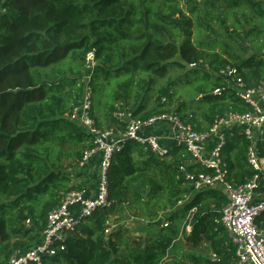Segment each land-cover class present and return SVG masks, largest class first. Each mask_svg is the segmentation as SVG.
Instances as JSON below:
<instances>
[{"label": "trees", "instance_id": "1", "mask_svg": "<svg viewBox=\"0 0 264 264\" xmlns=\"http://www.w3.org/2000/svg\"><path fill=\"white\" fill-rule=\"evenodd\" d=\"M180 1L0 0V244L16 238L11 246L0 249V263L15 250L37 244L49 211L59 205L66 192L85 189L90 183L89 175L80 171L78 164L84 151L93 147L91 135L69 118L86 85L92 88V112L95 96L100 107L105 105L102 115L95 114L100 127L118 123L113 117L118 105L104 104L103 97L118 100L121 95L117 90L107 92L106 83L123 80L118 86L130 92L135 75L165 78L171 67L189 68L185 82L194 87L197 105L191 109L185 99L177 98L173 87L182 83L179 78L161 89L157 106L139 104L132 108L134 114L148 118L173 110L184 123L207 130L217 117L246 109L225 79L217 76L207 92L208 73L197 78L193 71H218L234 65L253 85L264 79V53H254L237 63L240 57L226 49L231 59L219 55L213 49L217 43L208 40L212 35L202 39L193 36L194 23L188 13L203 15L198 30L216 34L212 24L217 21L221 0H186L187 11L177 4ZM225 1L231 8L246 4L264 19V0ZM164 4H169L168 12ZM218 21L228 32L225 20ZM245 22L237 34L247 40L256 28L250 26L248 18ZM93 50L97 63L90 81H84L82 66L63 67L65 61L84 63ZM192 63L196 66L190 67ZM147 82L153 83L154 78L139 79L138 85L143 87ZM218 88L222 89L220 94L215 93ZM163 96H168L172 109L162 102ZM247 145L243 134L226 133L221 154L230 179L236 183L254 174L246 162ZM183 150L178 145L161 156L147 144L128 140L113 154L108 169L111 205L87 217L65 240V250L46 259V264H184L175 252L179 235L172 225L158 238L140 237L131 242L122 230L107 232L111 217L126 203L150 204L158 196L157 203L169 211L179 207V200L190 197L170 215L172 222L197 208L191 232H182L187 244L184 259L193 264H235V246L222 222L228 197L215 188L195 192L178 168ZM257 222L264 229V213Z\"/></svg>", "mask_w": 264, "mask_h": 264}, {"label": "built area", "instance_id": "2", "mask_svg": "<svg viewBox=\"0 0 264 264\" xmlns=\"http://www.w3.org/2000/svg\"><path fill=\"white\" fill-rule=\"evenodd\" d=\"M96 63V51L88 52L84 61L85 82L91 80ZM195 66L196 63L190 64V67ZM216 72L228 86L236 89L237 97L247 108L217 117L207 130H197L193 124L184 123L173 110L142 118L125 105L118 106L113 112L118 123L100 127L92 112V88L86 85L82 99L69 118L91 135L93 147L84 151L78 164L79 170L89 175L90 183L85 189L66 192L59 205L49 211L47 224L37 244L15 250L7 261L0 264H46V259L65 250V240L87 217L98 208L111 205L108 169L114 153L130 139L147 144L161 156L170 151L166 150L164 135L158 129V125L164 122L173 123L172 137L185 148L178 168L195 192L219 190L221 187L227 193L228 203L222 208V222L235 246V264H264V229L257 222L264 213V156L259 149L260 142L264 140V79L250 85L234 65H226ZM221 92V88L215 90V93ZM162 102L173 108L168 96H163ZM227 132L243 133L248 142L246 162L254 174L243 183L230 179L228 164L221 154ZM96 154L99 162L93 164L91 160ZM187 199L189 197L179 200L178 205H183ZM196 210V207L190 209L186 216L187 232L192 230L191 222ZM109 223L111 225V221ZM110 230L109 227L107 232Z\"/></svg>", "mask_w": 264, "mask_h": 264}, {"label": "rangeland", "instance_id": "3", "mask_svg": "<svg viewBox=\"0 0 264 264\" xmlns=\"http://www.w3.org/2000/svg\"><path fill=\"white\" fill-rule=\"evenodd\" d=\"M199 2H202V0H197ZM186 0H182L178 2L177 4L185 11L188 10L186 8ZM218 3V1H217ZM169 4H164L165 11L168 12V8L166 7ZM202 7V6H201ZM218 11L216 10V18L217 21H213L212 25L216 28V34H214L212 31H200L197 29V26H199V22H203V15L196 12L195 14L188 13L189 16L192 18V21L194 23V29H193V36L199 37L202 39L205 35H212L211 39H208L210 42H216V47H213L215 52H217L219 55L224 57H229L228 54H226L225 50H227L228 53H231L239 56L240 59H238L237 62H240L241 59L249 57L251 55L258 54L262 55L264 53V26L263 24V16L261 13H258L257 11L252 10V8H249L246 4L241 5L240 7L231 8L227 4L225 0H221L218 3ZM201 11L203 12V9L201 8ZM198 15L200 16V20L198 19ZM222 17V18H221ZM246 18H248L251 21L252 27H255L256 30L252 33L251 36H248V39L245 40L244 37L238 36V32H242L243 24H247L245 22ZM218 19H224L225 20V26H229V31L227 32L223 25L221 24ZM250 26L247 25V29L250 30ZM262 26V29H260ZM199 40V39H198ZM245 43V44H243ZM221 44V45H219ZM220 56V57H221ZM231 59V58H230ZM74 66V69H80L82 66L83 73L85 74V66L82 62H70L65 61L63 63V67L66 68L68 66ZM189 68L182 69V68H175L171 67L168 75L165 78H160L157 76L152 75H146V73H141L135 75L133 84L130 88V92H125L120 86L122 84L123 80L118 81L117 83H106L107 92H113L117 90L121 98L118 100L108 98L106 95L103 97L105 103L107 102H115L118 106L126 105L131 106V108L135 109L137 105L143 104L146 106V108H151L157 106L159 103L157 101V97L161 91V89L167 87L170 85V81L178 80L179 78H182V83L178 84L177 87H173L177 98L179 99H185L186 103L189 108H194L197 103L195 99L198 97L196 96V93L194 91V87H189L187 83L185 82V75L187 74V71ZM194 76H197L199 78V75H207L209 76L208 82L206 83V87L204 89L207 92H211L212 87L210 84L216 79L217 72L210 70L209 72L205 69H198L197 71H193ZM149 77L154 78V82L150 83L147 82L144 84L143 87H139V79H144L145 81L149 79ZM187 77V76H186ZM202 81V80H201ZM200 81V82H201ZM149 83V85H148ZM186 83V85L184 84ZM199 83V82H198ZM182 84V85H181ZM197 84V83H196ZM146 85H148V89H146ZM196 97V98H195ZM98 98L95 96L93 98V116L96 115H102L104 112L105 105H102L100 107V102L98 103ZM106 127V126H104ZM99 155L96 154L93 159L91 160V163H98ZM80 182V181H79ZM220 191L224 192L226 195L224 189L220 187ZM148 193H145V198L148 197ZM161 196H158V199L151 200L150 204H140V203H132L127 204L126 206L117 212L115 215L111 217V225H110V232L112 230H122L124 231L123 237L126 238L129 242L141 238H147V237H153L158 238L161 231L169 232L167 229L170 225H172L177 230V235H179V242L177 245V249L175 252L178 254V257L180 260L184 262V264H193L188 259H184L183 252L185 251V248L187 244L184 242V235L182 232L186 230V218L185 216H181L176 218L174 222H172L169 218L170 215L173 214L174 211H178L181 206L175 207V210L169 211L170 209H164L160 207V203H157L160 200ZM190 198V197H189ZM189 200V199H187ZM130 205L131 207H128ZM157 211L156 214L149 215L150 212ZM177 214V212H176ZM182 214V213H181ZM30 222H27V225H29ZM16 238H12L8 243H1L0 249L7 248L13 244ZM146 241V240H143ZM206 245L204 244L203 247ZM123 248V246H121ZM7 250H5L6 252ZM4 252V253H5ZM174 252H172L173 254Z\"/></svg>", "mask_w": 264, "mask_h": 264}, {"label": "crops", "instance_id": "4", "mask_svg": "<svg viewBox=\"0 0 264 264\" xmlns=\"http://www.w3.org/2000/svg\"><path fill=\"white\" fill-rule=\"evenodd\" d=\"M247 108V107H246ZM166 123V124H165ZM164 124V125H163ZM163 124L158 125L159 127L162 126L161 128L158 127L160 133L164 135V141L163 144L166 147V150H173L176 149L178 144L175 142V140L172 137L173 134V123L172 122H164ZM243 134V133H242ZM259 149L261 151L262 156H264V140H262L259 144ZM180 151V150H178ZM185 152V148L182 151V154ZM220 190V189H219Z\"/></svg>", "mask_w": 264, "mask_h": 264}]
</instances>
